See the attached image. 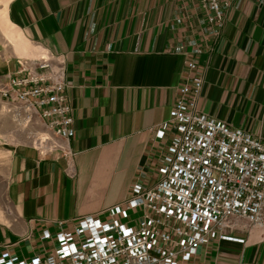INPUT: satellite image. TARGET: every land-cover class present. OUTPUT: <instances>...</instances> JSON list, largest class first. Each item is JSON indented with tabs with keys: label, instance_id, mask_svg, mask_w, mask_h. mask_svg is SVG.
Wrapping results in <instances>:
<instances>
[{
	"label": "crops",
	"instance_id": "obj_1",
	"mask_svg": "<svg viewBox=\"0 0 264 264\" xmlns=\"http://www.w3.org/2000/svg\"><path fill=\"white\" fill-rule=\"evenodd\" d=\"M17 45L0 31V87L20 63H65L73 155L25 144L0 170V255L42 250L44 230L70 229L159 179L166 120L198 55V107L264 140V1L236 0L215 33L199 0H10ZM1 99V94H0ZM37 146V147H36ZM181 264H264V226L229 232Z\"/></svg>",
	"mask_w": 264,
	"mask_h": 264
},
{
	"label": "built area",
	"instance_id": "obj_2",
	"mask_svg": "<svg viewBox=\"0 0 264 264\" xmlns=\"http://www.w3.org/2000/svg\"><path fill=\"white\" fill-rule=\"evenodd\" d=\"M235 1L199 0L215 33ZM201 52L195 46L186 59L170 115L155 127L164 143L158 181L136 183L132 196L108 208L106 218L85 215L70 229L44 230L39 253L20 257L5 250L0 264H181L204 244L233 239L232 230L264 226V140L198 107ZM65 71L64 61L50 55L24 60L0 87V100L37 113L50 136L47 149L70 159L75 127Z\"/></svg>",
	"mask_w": 264,
	"mask_h": 264
},
{
	"label": "rangeland",
	"instance_id": "obj_3",
	"mask_svg": "<svg viewBox=\"0 0 264 264\" xmlns=\"http://www.w3.org/2000/svg\"><path fill=\"white\" fill-rule=\"evenodd\" d=\"M10 0H0V31L17 45L15 29L8 15ZM47 135L39 115L18 101L0 100V170L5 168L12 151L25 144H38Z\"/></svg>",
	"mask_w": 264,
	"mask_h": 264
},
{
	"label": "bare ground",
	"instance_id": "obj_4",
	"mask_svg": "<svg viewBox=\"0 0 264 264\" xmlns=\"http://www.w3.org/2000/svg\"><path fill=\"white\" fill-rule=\"evenodd\" d=\"M49 137L50 136H48V134L40 137L39 138V143L37 144L38 147L43 148V149L50 148Z\"/></svg>",
	"mask_w": 264,
	"mask_h": 264
}]
</instances>
